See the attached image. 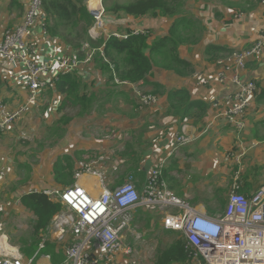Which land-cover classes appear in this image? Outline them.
I'll use <instances>...</instances> for the list:
<instances>
[{"label":"crops","instance_id":"obj_1","mask_svg":"<svg viewBox=\"0 0 264 264\" xmlns=\"http://www.w3.org/2000/svg\"><path fill=\"white\" fill-rule=\"evenodd\" d=\"M180 1L182 3V13L172 18L149 16L135 18L122 13L114 15L110 12H106V18L104 17L105 14L103 18L104 22H106L105 28L108 33L101 32V36L107 38L108 35L110 36L112 34L124 36L127 35L129 31L142 33L151 31L150 42H154L161 37L170 36L172 28L174 27L175 29L180 24L181 20L184 19L187 23L191 24V27L184 28V26H181L180 28V38L187 39L179 49V54L181 58L194 65L195 74L199 72L214 73L216 70V60L208 59L210 56L207 57L206 55V48L209 45L226 47L231 51L244 50L250 48L260 37H264L263 0H195L189 4H187V2L184 3L182 0ZM27 3L28 0H0V37H2L5 29L15 27L23 21L28 7ZM19 6L22 9L19 8ZM88 9L92 11L90 7ZM39 38L40 40L35 39L33 48L37 52H41L42 56H60V51L66 50L68 47L58 40L46 42L41 40V37ZM89 66L90 70L84 69L81 72L85 76V80L90 83H88V92L98 97L97 103L99 104L96 103L94 105L95 111L98 109L97 112L101 113V111H104V106L111 101V103H113L112 108L121 110V113L125 112L128 108L131 110L132 106L135 105L138 100L135 89L130 85H116L110 81L108 82V77L101 70L93 67V62ZM195 74L189 77H182L173 71H168L163 67L156 66L153 71V76L150 79L153 82L163 85L167 91L186 88L191 93L194 100L206 101L210 105L207 117L204 120H190V122L184 123L173 117H163V112L166 111L167 108V97L165 95H159L160 100L155 107L145 109V112L150 114V116L133 120L130 119L131 117L129 118L127 116L119 117L121 121L120 123H115L114 127L120 130L118 138L122 139L124 131H129L131 123L141 129V133L138 137H134L131 143L126 144L127 146L124 152L118 150L115 153L116 157L112 159L113 161L111 163L117 166V171L109 170V172L114 174L115 172H120V170L124 168L123 180L126 178L128 175V166L127 156L125 157V154H127V149H130L128 154H137L139 162L140 156L142 157L139 164L140 171L136 174L135 178L137 188L142 191L148 173L165 157V155H168L174 150L176 145L174 135L179 132L185 133L191 137L192 143L178 149L171 155L170 165L166 168L168 183L171 190H173L177 196L188 199L190 201V203H188L192 208L200 213H204L202 211L203 208L216 203L217 206L215 208H209V211L213 213L214 210L220 209L222 211L225 209L234 176L238 171L241 172V179L243 180V187L241 189L243 194H252L264 184V52L261 57L249 62L247 70L244 73V79L246 81L254 80L258 85L259 91L244 119L246 128L242 131L234 130L227 124L225 119L219 116V112L211 106L215 99L222 100L234 95L237 92V87L232 84L220 85L215 82L200 86L194 77ZM0 79H2V83L0 84V100L4 102L9 111L19 109L27 100V91L21 82L22 67L0 62ZM142 89H146L147 92L148 90H151L150 92L153 90L151 87ZM51 90L54 92H50V95L54 94L55 99L52 102L54 103L55 113H57L62 96L57 95L55 89ZM45 98L46 96L43 94L38 100L37 105H41L43 100L45 101ZM51 99L52 98L49 96L47 101L48 104L51 102ZM33 107H31V109ZM158 108H160V110ZM77 109L79 114H81L82 111L79 105ZM65 110H67V108L59 113L56 118L55 116L57 114L54 116L53 120L55 121H53L50 128L53 127L55 122L60 119L62 115L68 114L64 113ZM154 111L157 112V119L153 116ZM93 112H90V114ZM86 115L87 114L84 116ZM27 116L29 115H23L20 120L23 119V117L27 118ZM45 116H48V114L46 113ZM159 116L161 117L159 118ZM77 118H80V116H77ZM92 120H99L101 125L107 128H113L112 126H114L107 118ZM152 124H164L166 127L163 128L161 126V132H159V129L157 132H152L149 130ZM207 128H209V130L205 133ZM18 129L19 127L17 126L13 135L17 134ZM49 129L48 134H51ZM93 131L94 130H91L89 140L77 134L78 149H76L77 151L75 152L83 154L75 159L74 172L78 169L79 163L86 157L83 155L90 153V150L106 151L107 153H102L111 156L113 149H117V147H113V144L108 141H98L97 138L95 139L91 136L94 134ZM19 135L22 136V133ZM9 138H11L10 133L0 132L1 140H9ZM64 139H68V144L64 148L58 149V145L64 141ZM58 140L59 142L55 146L58 153L62 152L66 154L67 150L74 149L72 148L74 140L70 136L66 135L63 139ZM28 141H30V139H22L24 145L30 144L25 149L27 155L31 157V154L34 153L33 148L35 145L34 142L31 144ZM28 148H31V152H29ZM61 156L64 155H60L58 158ZM7 160L8 159L5 157L2 161L5 164ZM244 160L247 164L243 162ZM54 163L51 166L52 175L49 177L48 181L39 180L38 182H32V177L31 182L27 183L29 185L25 190H15V193H11V197L15 201L16 213L18 215L21 213H25V215L29 214V216H31L29 225L31 224V226L35 219L34 214L26 209L22 203L18 204V201H21L23 196L33 191L42 193L45 191H60L65 188L55 181L53 174ZM15 170L16 172L19 171L17 167ZM3 171L6 173L4 168L1 173ZM32 174L33 168L32 173L29 174L30 179ZM35 174L36 172H34V175ZM52 178L54 183L52 182ZM0 179H2L1 176ZM120 181L117 182L118 185ZM75 182L74 178V183ZM78 182L83 187L92 190L95 194L101 192L99 185L96 184L97 181L92 177H83ZM0 185L6 184L0 183ZM166 231L168 232L163 233L165 236L162 235L163 247L157 252L154 263L151 261L150 264H159L158 254L167 250L177 240L175 238V233H173L174 231L167 229ZM126 239L129 243H132L133 239L129 232L125 234V240ZM51 241L52 243H50ZM49 243L50 246L54 248V252L45 253L44 250H41L39 247L32 256L26 257L23 254L24 257L26 259L35 258L33 264L63 263L65 260V251L63 247L56 242L54 237H51L46 244L48 245ZM124 245L126 247H135V244L130 245L124 243ZM120 253L103 264H131V262L132 264H136L139 262L136 257V259L134 258L132 261L133 257L126 255L124 252ZM44 256H50V259L42 258ZM172 264L198 263L187 260Z\"/></svg>","mask_w":264,"mask_h":264},{"label":"built area","instance_id":"obj_2","mask_svg":"<svg viewBox=\"0 0 264 264\" xmlns=\"http://www.w3.org/2000/svg\"><path fill=\"white\" fill-rule=\"evenodd\" d=\"M90 5L95 18L90 35L95 38L101 32H106L105 11L101 2L95 7L92 2ZM39 37L46 42L57 40L47 35L43 0H29L23 21L5 29L0 37V62L22 67L21 82L27 91L26 103L15 111H9L0 100L1 133H8L31 107L38 104L43 93L55 89L62 76L90 70L89 65L96 56L97 51L89 43H84L80 51L67 47L60 51V56H42L33 48L35 39L40 40ZM99 52L104 56L103 48ZM263 52L264 37H260L250 48L217 59L214 73L199 72L194 75L200 86L215 82L237 87L234 95L222 100L215 99L211 105L236 131L246 128L244 119L259 91L254 80L244 79V73L249 62L262 56ZM80 54L84 56L81 58ZM114 82L116 85L132 86L138 103L145 109L159 103L156 95L141 91L137 85L121 82L116 77ZM22 139L30 137L22 134ZM175 142L172 153L191 144L192 139L180 133ZM172 153L152 168L142 193L131 177L119 185L116 181L118 176L110 180L106 172L108 160L103 155L87 156L82 160L75 170L76 182L73 185L60 191L42 192L63 206L50 230L52 237L65 251V260L61 264H103L120 252L132 256L134 248L124 245V235L130 231L139 209L162 213L164 228L182 234L189 260L198 264H264V184L252 194H243V181L238 171L223 212L215 216L200 213L168 188L164 171ZM108 170L117 171V166L110 163ZM5 175L4 171L0 174L1 178ZM83 177L94 178L101 192L95 194L80 185L78 181ZM32 193L38 192L29 194ZM46 243L44 239L40 244L41 250L46 248ZM42 258L50 259V256ZM34 261L35 258L26 259L20 248L13 245L0 228V264H33Z\"/></svg>","mask_w":264,"mask_h":264},{"label":"trees","instance_id":"obj_3","mask_svg":"<svg viewBox=\"0 0 264 264\" xmlns=\"http://www.w3.org/2000/svg\"><path fill=\"white\" fill-rule=\"evenodd\" d=\"M90 2L95 7L97 4L100 5L101 0H91ZM89 7L91 6L88 0H43V13L46 17V24H48L47 35L49 33V37L71 47L73 51H80L84 43H89L97 51L93 60V67L101 70L108 77V82L115 84L116 77L121 82H128L142 88L151 87L154 95H165L167 108L163 112V117H173L183 123L190 122V120L200 121L207 117L210 108L209 103L203 100H194L186 88L167 91L163 85L150 79L156 66L173 71L182 77L195 74L194 65L181 58L179 54V49L187 39L180 38V28L181 26L189 28L191 24L182 19L175 29L172 28L170 36L161 37L154 42H150L151 31L144 33L129 31L124 38L113 34L108 35L107 38L104 36L93 38L90 35V30L95 24V18L89 11ZM19 8L21 7L19 6ZM181 8L180 0H134L125 4L115 3L110 9L106 6L105 17L106 12H110L114 15L122 13L135 18L147 16L172 18L182 13ZM100 48H103L104 56L99 52ZM234 52V50L231 51L226 47L215 45H209L206 48V55L207 57L210 56L208 59L213 60L228 57ZM80 55L81 58L84 56ZM77 72L64 75L58 81L55 92L62 96V100L57 110L61 113L65 108L77 109L79 105L82 113H78V116H84L97 103L98 97L88 92L90 83L85 80L81 71ZM1 83L2 79H0ZM50 92L53 91L48 90L43 94L54 100V94L50 95ZM72 120V116L62 115L49 129L50 133L53 132L58 139H63L67 135L65 127ZM129 150L127 149V154H125V157L127 156L128 175L120 181V184L127 178L135 179L136 174L140 171L139 164L142 157L140 156L139 162L137 154H128ZM82 154L75 152L74 157L64 155L58 158L53 165V174L57 184L64 187L74 184V162ZM18 166L22 169L29 168L26 171L29 174L32 173V168L27 163H18ZM167 177V170H165L166 182ZM27 179H29V175ZM21 203L35 216L31 226L32 233L27 239L22 240L23 243L20 247L21 253L30 257L38 250L44 239L48 241L52 237L51 227L55 217L63 210V206L51 200L44 193L25 195L21 198ZM50 243L44 249L45 253L54 252ZM184 246V239H177L167 250L158 254L159 264H172L189 260Z\"/></svg>","mask_w":264,"mask_h":264},{"label":"rangeland","instance_id":"obj_4","mask_svg":"<svg viewBox=\"0 0 264 264\" xmlns=\"http://www.w3.org/2000/svg\"><path fill=\"white\" fill-rule=\"evenodd\" d=\"M90 1L91 0H88L89 4H90ZM129 1H134V0H105V3H104V0H102L101 3L103 2L102 3L103 8L107 6L110 9L115 3L125 4ZM182 1L184 3L187 2V4H189V3L194 2L195 0H187V1L182 0ZM105 25H106V22H105ZM106 33H108L107 29H106ZM236 51H239V50H236ZM140 89L141 91L143 90L147 92L146 89H142V88ZM150 91L151 90H148V93L152 94L153 90L152 92ZM156 98L159 99V95H156ZM48 99H49V96L45 98V101L43 100V103L41 105H37L36 107H33L31 110H29L25 114L29 116H27V118L23 117V119L19 121V125L17 121L12 126V129L8 132L10 133V136H11L9 140L0 139V152H1L0 173L3 168L6 171L5 177L0 179V183L6 184V185H0V228H2L7 239L13 245L19 248L21 247V244L23 243L22 240L27 239L32 233L31 224L29 225L31 216H29V214L25 215V213H21L20 215L16 213L15 205H14L15 201L11 197V193L12 194L15 193V190L17 191L20 189L25 190L29 185L27 183L31 182L32 177H33L32 182L34 181L38 182L39 180L48 181L49 177L52 175L51 166L57 160L58 156L60 155H69L71 157L75 156V151H77L76 149H78L77 148L78 147L77 146V139H78L77 134L89 140L91 130H94L93 131L94 134H92L91 136H93L95 139L97 138L98 141H106V142L108 141L113 144V147L114 146L117 147V149H113L111 156L105 155L107 153L106 151L90 150L91 151L90 153L83 155V156H86L83 159H86L88 157H94V156L99 157L101 155L105 156L108 160L106 171H107L108 176L110 177L109 179L112 180V177L117 176L118 174V179L116 181L118 182L120 180H123V177H124L123 169L124 168H122L120 172L118 171L115 175H112V173L108 172L109 171L108 167L110 166V163L113 161L112 159L113 158L115 159L116 157L115 153L118 150L124 152V150H126V146H127L126 144L131 143L134 137H138V135L141 133V129H139L137 126L131 123V127L129 131L128 132L124 131L123 137L121 139V138H118V135L120 134L119 132L120 130L114 128L115 123H120L121 120L119 119V117H122V116H127L129 118L131 117L130 118L131 120L143 118L145 116H150V114H147V112H145L144 106L139 104L138 101L135 105L132 106L131 110L130 108H128L123 113H121V110H116L112 108V104H113L111 103L112 101L109 102L106 106H104V111H101V113L97 112L98 109H96L95 111V108L93 106V108L90 111V112L94 111L92 114H90V112L89 113L85 112L87 113V115L80 116V118H77L78 113H79L78 109L67 108V110H65L64 113H68V115L72 116L73 120L70 124H68L65 127V130L67 131V136H70L74 140V145H72V148L74 149L67 150L66 154H63L62 152L58 153L55 149V146L59 142L56 134L53 132H51V134H48V129L53 124V121H55L53 120L54 116L57 114L55 116L56 118L60 113L59 111L55 113V109L53 106L54 103L52 102L53 100L51 99V102L48 104L47 103ZM158 109L160 110V108ZM46 113L48 114V116H45ZM144 114H147V115H144ZM153 116L157 119V112L154 111ZM160 117L161 116H159V118ZM97 118L98 119H104V118L109 119L111 121L110 123L114 125L112 126L113 128L111 127L107 128L105 126H102L99 120L97 121L92 120V119H97ZM17 126L19 127V129L17 130V134L13 135V133L17 129ZM161 126L163 128L166 127L164 124H161V125L152 124L149 130L152 132H157L159 129V132H161L160 130ZM18 132L19 134L22 133L28 136L30 135L29 136L30 141L28 142H30L31 144L34 142V145H35L33 148L34 153L31 154V157L27 155V151L25 149L30 144L24 145L22 141H20L22 140V136H20ZM180 133L182 132L175 134L174 138H176V136ZM28 149H29V152H31V148H28ZM102 152H106V153H102ZM5 157L8 160L4 164L2 160L5 159ZM245 160L243 162L247 164ZM170 161H171V158L169 159V163ZM18 163L20 164L27 163L29 167L33 168V174L31 175V179L30 177L29 179H27L29 172L26 170H29V168L22 169L18 166ZM75 163H76V160L74 162V166H75ZM168 165L170 164H167V166ZM16 167L19 170L18 172H16L15 170ZM34 172H36L35 175H34ZM52 182H53V178H52ZM133 182L135 183L136 188H137V182L135 181V179H133ZM96 184L98 183L96 182ZM167 185H168V188L171 190L168 180H167ZM145 186H146V183H145ZM143 190L142 191L138 190V191L142 193ZM171 191L174 193L173 190ZM181 199L186 204L190 203V201L186 198H181ZM190 206L191 205L189 204V207ZM216 206H217L216 203L210 204L208 205V207L203 208L202 211L206 215L207 214L216 215L219 212L223 211V210L221 211L220 209H217V210H214L213 213H211L209 211V208H215ZM190 208H192V206ZM163 217L164 215L156 210H145V209L137 210L134 221L131 225V229L130 231H128L130 236L133 239L132 243H129L127 239L125 240V235H124V243L130 244V245L135 244V247L133 249V255L131 257H133L132 261L135 257L138 258L139 262L136 264H150L151 261L152 263H154L157 252L160 251L163 247L162 235H164L163 234L164 232H168L163 226ZM173 233H175L176 239H181V240L184 239L182 234L177 233V232H173ZM147 261H150V262H147Z\"/></svg>","mask_w":264,"mask_h":264},{"label":"water","instance_id":"obj_5","mask_svg":"<svg viewBox=\"0 0 264 264\" xmlns=\"http://www.w3.org/2000/svg\"><path fill=\"white\" fill-rule=\"evenodd\" d=\"M90 12H91L92 15H94L92 11H90ZM67 144H68V139H64V141H62V142L58 145L57 148H58V149H60V148H64Z\"/></svg>","mask_w":264,"mask_h":264},{"label":"bare ground","instance_id":"obj_6","mask_svg":"<svg viewBox=\"0 0 264 264\" xmlns=\"http://www.w3.org/2000/svg\"><path fill=\"white\" fill-rule=\"evenodd\" d=\"M27 4H29V0H28V3ZM48 25V24H47ZM48 35H49V33H48ZM116 35H118V34H114V36H116ZM262 36V35H261ZM118 37V36H117ZM55 47V46H54ZM49 57V56H48ZM66 75H68V74H66ZM58 83V82H57ZM57 83H56V85H57ZM56 88V87H55ZM199 88V87H198ZM242 133V132H241ZM190 145V144H189ZM188 146V145H187ZM235 155V154H234ZM238 159V158H237ZM238 163V162H237ZM241 164V163H240ZM238 165V164H237ZM107 172V171H106ZM243 181V180H242ZM139 190V189H138ZM141 191V190H140ZM33 192H35V191H33ZM39 193V192H38ZM197 211V210H196ZM215 214V213H214ZM208 215V214H207ZM212 216V215H211ZM121 254V253H120Z\"/></svg>","mask_w":264,"mask_h":264}]
</instances>
